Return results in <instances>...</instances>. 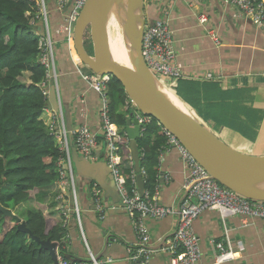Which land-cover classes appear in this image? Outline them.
<instances>
[{
  "label": "crops",
  "instance_id": "obj_1",
  "mask_svg": "<svg viewBox=\"0 0 264 264\" xmlns=\"http://www.w3.org/2000/svg\"><path fill=\"white\" fill-rule=\"evenodd\" d=\"M45 3L50 31L56 40L54 84L59 111L49 105L41 118L46 121L51 114L62 113L69 145V160L65 163L67 177L63 183L56 181L43 190L45 204L51 213L58 211L54 207L62 205L68 214L65 222L66 252L74 258L89 260L92 254L99 260L111 258L108 264H133L130 256L138 238L128 212L120 205L105 157L99 114L101 96L84 78L89 69L81 67L82 63L76 61L75 48L55 32L64 22L68 8L60 11L55 0H46ZM203 13L209 17L206 25L199 22ZM144 15L147 25L162 18L173 31L182 77L177 81L163 78L165 85L196 117L205 121L216 134L223 135L226 143H240L245 151L238 150L263 155L264 28L247 19L236 18L234 8L222 0H144ZM34 28L36 34L42 35L46 28L44 19L35 20ZM211 29L217 31L220 44L209 35ZM50 82L48 90L52 86ZM64 112L67 113L66 118ZM134 115L135 110L129 118L133 119L132 126L135 127ZM68 122L72 130L87 125L100 135L97 159L90 161L92 167L82 166L78 171L72 151L76 150L78 157L82 154L73 134L69 136ZM121 134L130 155L135 156L132 154L134 140L130 138L127 125L121 128ZM135 142L138 148V138ZM165 146L159 157L158 171L160 180L169 175V181L161 187V201L176 207L184 195L187 170L178 150L169 144ZM139 175L143 180L142 174ZM94 183L103 189V212L97 211L93 203ZM59 196L63 198L57 201ZM75 198L78 212L74 209ZM145 222L154 250L151 264H170L171 257L165 248L173 235L176 217L168 216L162 220L148 218ZM194 230L200 237L203 251L201 264L214 261L219 252L217 243L226 244L227 240L235 247V258L223 264H264L262 218L253 219L250 225L243 226L241 216L223 219L218 211L207 210L195 220ZM107 238H113L108 246Z\"/></svg>",
  "mask_w": 264,
  "mask_h": 264
},
{
  "label": "built area",
  "instance_id": "obj_2",
  "mask_svg": "<svg viewBox=\"0 0 264 264\" xmlns=\"http://www.w3.org/2000/svg\"><path fill=\"white\" fill-rule=\"evenodd\" d=\"M45 1L38 0L40 15L44 19L46 27L45 33L39 35L40 55L38 62L47 69V78L42 84L43 88L47 86L53 76L56 65V40L50 31ZM55 1L60 11L66 7L68 8L64 22L55 32L58 36H62V39L69 46L74 47V26L86 0ZM222 2L234 8V16L236 18L247 19L256 26L264 28V0H222ZM199 22L202 25H206L209 22L208 15L206 13L200 14ZM209 35L217 44L221 43L217 31L211 29L209 30ZM143 55L148 67L157 77L160 75L163 78H170L174 81L182 77L181 66L177 62L178 53L175 49L173 31L166 20L159 18L146 26ZM76 61L80 63L78 59ZM207 75L211 77V74ZM84 78L90 82L92 88L101 96L102 104L99 114L107 163L111 168L116 188L132 220L138 238V244L132 250L130 256L133 262L137 261V264H151L154 250L151 246V235L145 222V219L148 218L162 220L168 216L176 217L173 235L168 239L169 244L165 248L171 257L170 264H201L203 251L200 237L194 230V222L204 211L216 210L223 219L228 216H241L243 226L250 225L253 219H264V201L248 199L218 183L182 142L159 122L158 125L163 130L167 139L166 145L174 146L178 150L179 156L186 167L187 175L183 184L184 195L176 207L162 203L161 187L165 182L169 181V175H165L162 180L159 178L153 190L144 189L143 193H141L137 185L134 158L130 154L125 155L123 153L119 145L123 138L121 129L113 122L110 115V101L107 95V88L112 77L110 75H98L88 72L84 75ZM44 93L47 94V91H44ZM130 105L132 108H135V118L139 122L140 132L142 133L153 118L139 111L131 101ZM45 124L49 132L62 143L63 148L67 152V157L60 163L63 171L58 181L63 183L68 174L65 163L69 160V145L68 131L65 128L62 113L59 115L51 114L45 121ZM72 134L75 137L76 145L81 154L90 161L96 160L97 154L95 151L101 142L99 134L87 125H82L72 130ZM142 156H144V153L139 155L140 158ZM126 168H130L131 170L129 174L131 179L130 185L127 184ZM140 173L143 178L147 175L145 168H141ZM62 198L63 196H59L57 199L60 200ZM74 202V209L78 212L76 198ZM93 203L97 211L103 212V189L98 183H94L93 186ZM64 215L65 223L69 216L66 212H64ZM217 248L219 252L210 264H223L235 258V247L229 240H227L226 244L224 242L217 243ZM57 254L60 264H70L59 253L58 248ZM110 261L111 258L98 261L91 254L92 264H103Z\"/></svg>",
  "mask_w": 264,
  "mask_h": 264
},
{
  "label": "trees",
  "instance_id": "obj_3",
  "mask_svg": "<svg viewBox=\"0 0 264 264\" xmlns=\"http://www.w3.org/2000/svg\"><path fill=\"white\" fill-rule=\"evenodd\" d=\"M38 18H42L38 0H0V203L11 208L29 202L26 225L40 239L57 243L64 256L65 215L48 211L43 190L61 178L60 163L67 152L41 118L48 98L42 86L47 71L38 62L40 36L34 31ZM107 95L113 122L125 128L135 108L122 83L113 79ZM166 143L155 119L138 137L139 154L144 153L140 169L147 172L145 189L153 190L160 178L159 157ZM119 145L125 155L130 154L123 138ZM140 169L135 168L137 175ZM130 171L126 168L128 185ZM13 220L0 211V264H54L50 252L18 230Z\"/></svg>",
  "mask_w": 264,
  "mask_h": 264
},
{
  "label": "water",
  "instance_id": "obj_4",
  "mask_svg": "<svg viewBox=\"0 0 264 264\" xmlns=\"http://www.w3.org/2000/svg\"><path fill=\"white\" fill-rule=\"evenodd\" d=\"M115 4L122 6L124 13L119 22L121 23L123 19V25L128 31L129 64L115 60L109 49V21L112 18ZM146 26L144 0H86L73 30L74 48L78 61L92 73L110 75L112 79L119 80L132 104L174 134L218 183L248 199L264 201V154L253 155L235 149L216 136L213 130L202 124L189 108L181 107L177 101L169 96L167 93L169 88L151 71L144 59ZM88 37L89 40H87ZM90 44H92L93 54L90 53ZM51 82L52 86L49 88L46 106L51 105L58 112L55 82L53 79ZM179 101L183 104L181 100ZM64 116L66 118V112H64ZM132 120L131 118L127 120V131L135 143L132 144V154L135 156H132L135 161V168L139 171V150L135 140L140 136V127L136 118L133 121L136 126H132ZM67 129L69 136H72V128L69 122ZM72 155L78 171L82 166L84 168L92 167L93 164L83 155L78 157L79 154L76 150L73 149ZM111 180L114 182V190L116 191L113 175ZM137 180L139 190L143 193L144 184L141 175L138 174ZM103 186L109 191L102 184ZM118 198L122 202L120 194ZM121 202L120 205L123 207L124 204ZM0 211L4 217L9 216L15 220L18 230L27 233L40 244L41 248L47 249L54 264H60L57 243L42 240L34 235L22 217L17 215L12 208L5 207L0 203ZM112 241L113 238H107L106 246ZM64 256L70 264L88 261L84 258H74L70 253H65ZM96 259L99 260V258ZM137 263V261L133 262V264Z\"/></svg>",
  "mask_w": 264,
  "mask_h": 264
},
{
  "label": "bare ground",
  "instance_id": "obj_5",
  "mask_svg": "<svg viewBox=\"0 0 264 264\" xmlns=\"http://www.w3.org/2000/svg\"><path fill=\"white\" fill-rule=\"evenodd\" d=\"M123 16L124 13L122 11V6L115 4L112 18L109 21V40H111L113 46V58L118 62L127 64V47L129 46L130 48V42L127 28L125 29V25H123V19L121 23L119 22V19ZM119 58L126 59L127 61L119 60ZM167 93L171 96V98L177 101L181 107L185 106L186 108V105L181 104L179 98L171 90L167 89Z\"/></svg>",
  "mask_w": 264,
  "mask_h": 264
},
{
  "label": "rangeland",
  "instance_id": "obj_6",
  "mask_svg": "<svg viewBox=\"0 0 264 264\" xmlns=\"http://www.w3.org/2000/svg\"><path fill=\"white\" fill-rule=\"evenodd\" d=\"M110 27V26H109ZM87 40H89V37H88V39ZM109 49H110V52H111V55L113 56V54H114V51H113V46H112V42H111V40H109ZM119 60H124V61H127L128 60V62H127V64H129L130 63V56H129V53H128V55H127V60L126 59H122V58H119ZM81 67H84V68H87V67H85L84 66V64H81ZM158 78L160 79V80H162V82H163V84H164V80H163V77L162 76H158ZM89 82V81H88ZM90 83V82H89ZM92 87V86H91ZM201 121V123L202 124H204L205 126H207V127H209L211 130H212V128L205 122V121H202V120H200ZM216 134V133H215ZM216 136H218L220 139H222V140H224L225 142H227L226 140V138L223 136V135H220V134H216ZM229 145H231V146H233L235 149H240V150H242V151H245V148L243 147V146H241L240 145V143H233V144H231V143H228ZM244 149V150H243ZM239 150V151H240ZM8 188V187H7ZM30 207H32V206H30V203L29 202H27V203H25V204H20V205H17V206H13V205H11V208L15 211V213L17 214V215H19L20 217H22V219L24 218V217H26L25 216V214H26V211H27V208L29 209ZM54 209H57L58 211H55V212H53V214L56 216L57 215V213L56 212H58L59 214H64V209H63V206L61 205V206H56V207H54ZM14 224H16V222L13 220L12 221ZM0 230H1V228H0ZM28 242H29V240H28Z\"/></svg>",
  "mask_w": 264,
  "mask_h": 264
},
{
  "label": "clouds",
  "instance_id": "obj_7",
  "mask_svg": "<svg viewBox=\"0 0 264 264\" xmlns=\"http://www.w3.org/2000/svg\"><path fill=\"white\" fill-rule=\"evenodd\" d=\"M43 35V34H42ZM42 65V64H41ZM46 71H47V69H46ZM89 72H91L90 70H89ZM51 79H53L54 80V72H53V76L51 77ZM51 79L49 80V82L51 81ZM113 80V79H112ZM111 80V81H112ZM55 81V80H54ZM48 85H49V83L47 84V86L46 87H44V89H43V91H47V98H48V94H49V90H48ZM46 108H47V106H46ZM46 108L44 109V110H46ZM43 113H44V111H43ZM43 113H42V115H43ZM134 117H135V115H134ZM43 119V118H42ZM44 121V120H43ZM45 122V121H44ZM121 129V128H120ZM74 130V129H73ZM72 132V131H71ZM102 135H103V132H102ZM99 137H100V135H99ZM73 138L75 139V137H74V135H73ZM103 138V137H102ZM76 142V141H75ZM96 152V151H95ZM140 155V154H139ZM105 157H106V155H105ZM140 158V157H139ZM88 160V159H87ZM107 160V159H106ZM90 161V160H89ZM95 161V160H94ZM112 172V171H111ZM141 174V173H140ZM138 176V175H137ZM58 181V180H57ZM99 185V184H98ZM139 188V187H138ZM145 189V188H144ZM103 201H104V197H103ZM49 212H50V210H48ZM63 225H65V223L63 222ZM67 253V252H66ZM96 258V257H95ZM66 259V258H65ZM67 260V259H66ZM96 260H98V259H96ZM68 261V260H67ZM98 261H100V260H98ZM82 262H87L88 264H92V262H91V257H90V259L88 260V261H82ZM74 263H81V262H74ZM107 263V262H106ZM104 264V263H103Z\"/></svg>",
  "mask_w": 264,
  "mask_h": 264
},
{
  "label": "flooded vegetation",
  "instance_id": "obj_8",
  "mask_svg": "<svg viewBox=\"0 0 264 264\" xmlns=\"http://www.w3.org/2000/svg\"><path fill=\"white\" fill-rule=\"evenodd\" d=\"M91 52V54H93V51H90Z\"/></svg>",
  "mask_w": 264,
  "mask_h": 264
}]
</instances>
